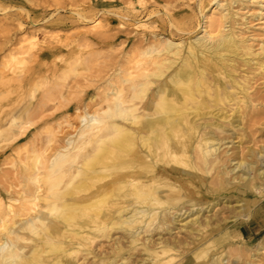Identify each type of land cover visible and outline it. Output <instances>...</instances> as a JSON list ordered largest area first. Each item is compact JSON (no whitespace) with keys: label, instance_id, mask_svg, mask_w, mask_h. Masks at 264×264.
I'll return each instance as SVG.
<instances>
[{"label":"bare ground","instance_id":"1","mask_svg":"<svg viewBox=\"0 0 264 264\" xmlns=\"http://www.w3.org/2000/svg\"><path fill=\"white\" fill-rule=\"evenodd\" d=\"M190 1L54 0L86 45L137 32L90 76L79 48L77 60L31 53L40 30L18 19L24 35L0 64V151L41 128L0 174V264H264V241L243 233L264 218V144L236 142L264 129V41L257 50L236 29L242 0L201 1L204 35L192 37L202 26ZM30 2L0 0V11L24 17ZM43 32L54 49L73 44Z\"/></svg>","mask_w":264,"mask_h":264},{"label":"rangeland","instance_id":"2","mask_svg":"<svg viewBox=\"0 0 264 264\" xmlns=\"http://www.w3.org/2000/svg\"><path fill=\"white\" fill-rule=\"evenodd\" d=\"M201 1L203 2V5H211V0H192L190 1L191 7L187 8V13H193L196 16L193 21L196 23L200 22V25L202 26V28L197 30V32H195L192 37L204 35V18L203 15L200 13L199 5ZM227 1L231 0H222L220 1V3L225 6L227 4ZM28 4L30 14H23L24 17L19 16V11L17 12L15 8L8 9L7 11H0V64L2 61L10 60L9 49L12 47V45L11 43L6 44V42H8L9 40H18L24 35L23 30H40L38 35L40 40L38 41L37 45L33 47L31 53L38 51L49 52L50 50H53L55 54L54 56H49L48 60H77L79 56H82L84 60H92V70L89 72H83L84 74L90 76V74H93L98 69L100 64L106 62L107 60H110L111 57L115 60H122V51L126 47V45L121 44V42L128 39L127 37H130V39L137 37V32H135L133 29H117L112 32V35H114L116 38V41L114 42V48H111L112 42L110 41H95L91 45H86L85 43H81L80 40L86 34L85 31H87V29L81 27L79 23L73 24V17L69 12H64L60 10L55 11L56 8L54 0H32V3L30 2ZM47 5H52V7L48 9V12L43 13L44 9L42 8V6ZM195 5H197V7L193 8ZM212 7L214 8L210 10L211 13L215 12L220 14L222 12L220 8L215 10L217 5H212ZM233 8L234 12H238L239 16H237V18H239V21L242 23V26L239 27L237 25L236 29L239 30L240 33L244 34V37L246 38L247 36H249V34L252 35V37L250 38V44H254L256 49L259 50L262 45L261 41H264V0H242V3L235 4ZM6 16L13 17V19L11 20L10 18V20L6 21ZM256 16H258L259 18H256ZM18 19H22L23 21V30H19ZM59 19L66 20L69 26H53L52 23ZM100 20H102V18H100ZM246 20L248 21L247 26L243 25L246 24ZM226 28L228 29V27ZM46 29L47 31H50V36H59L62 39L67 38L68 41L72 42L73 44L71 45L70 49H65L64 51L54 49V47L56 46V40L50 38L44 39L45 36L43 34V31H46ZM98 32L99 31H91L89 33L91 35H95ZM253 37H255L256 39H254ZM73 41L75 42V44ZM77 50L79 51V56L71 53L72 51L77 52ZM74 82L75 81L72 80L70 85H72ZM262 82H264L263 79H261L257 83L261 84ZM97 86H100V84ZM94 89H92V91H94ZM8 100L9 99H5L4 101H2L3 104L8 103ZM53 112V109L46 110L47 115H51ZM59 113H61V111L55 114L59 115ZM39 125L32 128L28 132L30 133L29 138H26V136H24L17 140L9 141L6 144V147L0 151V174H8L10 173V171H12L11 166L6 165L8 163L7 157L12 153V150L15 147L23 144L27 140L32 141L33 137H36L39 133L38 131H40L41 127H39ZM63 128L65 129V126H63ZM250 133L253 137V142L251 144L248 145V141L242 138L236 140L237 143H239L240 141L244 142V145L242 146L243 151H245L248 146H251L253 148H259L264 144L263 126H256L252 130H250ZM34 134L35 136H33ZM228 205L229 203L224 201V203L217 206L213 214L219 215L220 218L229 217L230 212L228 209ZM261 212H263L264 214V203L261 206ZM243 233L248 241H254V243L264 241L263 215L257 216L256 218L252 219L248 224L244 225Z\"/></svg>","mask_w":264,"mask_h":264}]
</instances>
